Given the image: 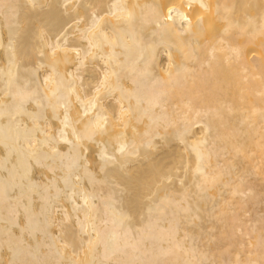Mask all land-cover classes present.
Masks as SVG:
<instances>
[{
    "label": "bare ground",
    "instance_id": "obj_1",
    "mask_svg": "<svg viewBox=\"0 0 264 264\" xmlns=\"http://www.w3.org/2000/svg\"><path fill=\"white\" fill-rule=\"evenodd\" d=\"M0 264H264V0H0Z\"/></svg>",
    "mask_w": 264,
    "mask_h": 264
}]
</instances>
